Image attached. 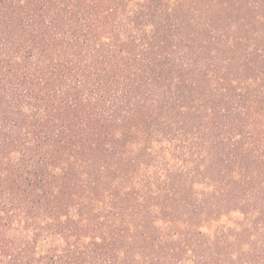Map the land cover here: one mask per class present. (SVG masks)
<instances>
[{"label": "trees", "instance_id": "obj_1", "mask_svg": "<svg viewBox=\"0 0 264 264\" xmlns=\"http://www.w3.org/2000/svg\"><path fill=\"white\" fill-rule=\"evenodd\" d=\"M0 264H264V0H0Z\"/></svg>", "mask_w": 264, "mask_h": 264}]
</instances>
